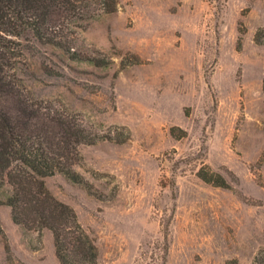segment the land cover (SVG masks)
Returning <instances> with one entry per match:
<instances>
[{
	"label": "rangeland",
	"instance_id": "1",
	"mask_svg": "<svg viewBox=\"0 0 264 264\" xmlns=\"http://www.w3.org/2000/svg\"><path fill=\"white\" fill-rule=\"evenodd\" d=\"M262 27L264 0H119L80 35L108 67L23 40L20 76L36 98L125 139L80 146L75 170L94 194L45 178L97 241L99 264H253L264 247ZM204 166L230 188L204 182ZM0 264H60L52 233L25 230L1 202Z\"/></svg>",
	"mask_w": 264,
	"mask_h": 264
},
{
	"label": "trees",
	"instance_id": "2",
	"mask_svg": "<svg viewBox=\"0 0 264 264\" xmlns=\"http://www.w3.org/2000/svg\"><path fill=\"white\" fill-rule=\"evenodd\" d=\"M118 9L119 0H0V192H7L0 202L11 208L13 221L25 230L52 233L60 264H99L100 249L75 210L50 191L45 178L60 173L94 194L75 170L80 146L125 139L92 132L57 101L36 98L20 76L26 65L23 40L50 45L72 61L108 67V57H93L80 49V35L92 21ZM255 41L264 44V27L257 30ZM198 176L230 188L223 175L208 167ZM253 264H264V247Z\"/></svg>",
	"mask_w": 264,
	"mask_h": 264
}]
</instances>
